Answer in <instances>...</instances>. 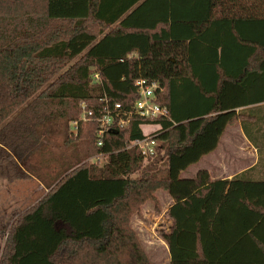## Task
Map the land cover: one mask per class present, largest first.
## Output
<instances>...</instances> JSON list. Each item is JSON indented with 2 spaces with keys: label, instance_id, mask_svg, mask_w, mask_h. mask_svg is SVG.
Wrapping results in <instances>:
<instances>
[{
  "label": "trees",
  "instance_id": "trees-1",
  "mask_svg": "<svg viewBox=\"0 0 264 264\" xmlns=\"http://www.w3.org/2000/svg\"><path fill=\"white\" fill-rule=\"evenodd\" d=\"M141 77L169 118L135 117L98 147L106 100L131 110ZM82 103L92 121L73 135ZM261 104L264 0H0V179L28 177L52 137L84 140L87 158L13 224L0 264H152L131 219L159 190L174 201L170 264H264V178H181L238 123L261 156ZM149 124L161 158L144 166L127 148Z\"/></svg>",
  "mask_w": 264,
  "mask_h": 264
},
{
  "label": "rangeland",
  "instance_id": "rangeland-1",
  "mask_svg": "<svg viewBox=\"0 0 264 264\" xmlns=\"http://www.w3.org/2000/svg\"><path fill=\"white\" fill-rule=\"evenodd\" d=\"M105 31L107 33L110 30ZM154 129L157 128L143 127L146 134ZM227 131L224 135L225 143L235 146L227 149L229 161H226L225 166L223 163L222 169L225 171V175H235L239 169L236 168V163L233 161H236L234 159L238 155L237 150H242V140L245 141V139L242 130L238 127H230ZM83 141L70 140V142H66L64 138L52 137L50 142L42 148L43 150L30 160L28 169L30 175L28 177L13 182L0 179V261L13 224L47 196L49 192L47 185L53 181L58 172L67 165H74L73 170H75L87 162L84 155L86 147L82 144ZM154 160H146L144 166ZM88 161L96 163L92 159ZM103 163L104 161H100V164ZM156 165L159 169L164 170L165 168L163 161ZM196 175L197 166H191L185 174H182L181 178L194 179ZM137 176L140 174L137 173L135 177ZM172 205L171 195L164 190H159L154 194V200H148L143 204L131 219V226L152 264H170L169 247L163 236L169 233L172 228V220L168 214Z\"/></svg>",
  "mask_w": 264,
  "mask_h": 264
},
{
  "label": "built area",
  "instance_id": "built-area-1",
  "mask_svg": "<svg viewBox=\"0 0 264 264\" xmlns=\"http://www.w3.org/2000/svg\"><path fill=\"white\" fill-rule=\"evenodd\" d=\"M99 75L96 73L93 76L94 80H99ZM138 99L135 102L133 108L129 111L125 110L121 104H115L113 107L108 104L106 100V107L104 114L97 120L99 123L98 130V147L104 145L103 138L110 130H120L129 127L133 118L139 117L145 120H152L157 118H169L167 108L161 106L158 103L159 92H162L160 84L156 81L149 80L147 78H139L135 83ZM82 115L80 120L72 122L71 133L73 135L78 134V128L80 123H87L92 121V113L86 109V104L82 103ZM148 126L150 128H157L149 133H144L143 127ZM144 133V138L140 141L132 142L128 145V149L137 148L141 151L146 160L149 158L157 157L156 151V137L161 133L162 127L160 125L149 124L141 126ZM105 154L96 156L92 160L104 161Z\"/></svg>",
  "mask_w": 264,
  "mask_h": 264
},
{
  "label": "crops",
  "instance_id": "crops-1",
  "mask_svg": "<svg viewBox=\"0 0 264 264\" xmlns=\"http://www.w3.org/2000/svg\"><path fill=\"white\" fill-rule=\"evenodd\" d=\"M260 106L263 107V114H264V104H261ZM233 127L235 128L238 127L240 130H242L245 139V141L242 140L243 146L241 147L242 150L244 151L237 150L238 155L234 159L236 161H233L236 163V168L239 169L237 174L225 175V171L222 169L223 163L225 166L226 161H229L227 158V149L235 146L234 144L231 143L227 144L224 141V135L229 131V130L227 131V129L230 127H228L225 130L223 136L220 139L218 148L211 154L204 156L197 164H194L192 166H197V174L200 171H206L211 177V179L214 181L221 179H232L233 177L238 176L245 172H249L248 177L253 181L259 180L260 178H264V142L262 144L260 143L262 149V153L260 156L258 150L245 135L241 123H238ZM187 171L188 169L185 170L182 174H185V172Z\"/></svg>",
  "mask_w": 264,
  "mask_h": 264
}]
</instances>
